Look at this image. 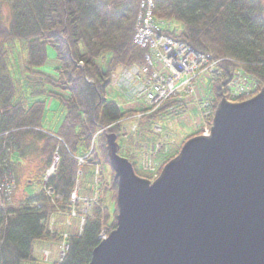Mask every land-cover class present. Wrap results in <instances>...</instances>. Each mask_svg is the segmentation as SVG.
Listing matches in <instances>:
<instances>
[{"label":"trees","instance_id":"16d2710c","mask_svg":"<svg viewBox=\"0 0 264 264\" xmlns=\"http://www.w3.org/2000/svg\"><path fill=\"white\" fill-rule=\"evenodd\" d=\"M3 1L9 10L5 17L0 0V180L19 185L20 158L31 152L38 156L33 161L36 171L26 179L23 190L17 187L10 201L0 198V264H39L33 251L40 240L68 246L64 259L51 264H89L101 231L110 232L117 225V183L105 135L124 136L125 123L137 114H142L136 119L138 132L150 131L157 121L177 114L170 108L184 112L186 105L169 100L158 109L125 110L107 97L118 68L124 71L144 64L147 50L134 40L144 0ZM153 16L161 35L217 61V74L208 76L210 87L205 86L211 93L206 98L203 94L201 103L207 106L204 112L209 110L204 113L209 127L223 98L241 103L264 87L263 0H154ZM48 45L60 62L55 77L36 71L47 62ZM20 52L27 56H21L22 69L15 72ZM199 85L200 81L197 90ZM57 90L69 96H60ZM43 96L58 98L65 108L57 131L42 128ZM198 135L186 138L180 149ZM56 152V174L45 184V171ZM178 154L165 160L159 171ZM80 158L85 162L82 165ZM89 166L93 172H87ZM106 166L109 175L103 170ZM77 184L81 202L74 205L70 199ZM49 189L59 200L53 202ZM106 193L114 202L112 211ZM95 194L96 202L83 215L81 204ZM73 212L77 215L72 216Z\"/></svg>","mask_w":264,"mask_h":264},{"label":"water","instance_id":"95a60500","mask_svg":"<svg viewBox=\"0 0 264 264\" xmlns=\"http://www.w3.org/2000/svg\"><path fill=\"white\" fill-rule=\"evenodd\" d=\"M105 145L117 182V230L89 264H264V87L215 110L209 136L185 143L154 180Z\"/></svg>","mask_w":264,"mask_h":264},{"label":"rangeland","instance_id":"374dc122","mask_svg":"<svg viewBox=\"0 0 264 264\" xmlns=\"http://www.w3.org/2000/svg\"><path fill=\"white\" fill-rule=\"evenodd\" d=\"M1 6H2L3 13L5 14V17H6V14H8V10H9L8 4H6V2L2 0ZM14 56H15V59L17 60L18 55L16 54V52L14 53ZM21 56H22V59H23V56L24 58H26L27 53L20 52V61L18 65L19 67L15 68V72L18 69H22L23 61H21ZM47 56L48 58H47V62L45 63V65L39 68H36V71L55 77L58 74L57 69L60 67V62L57 59L56 50L50 45H48L47 47ZM167 64L171 65L172 69H174V71H177L179 75L181 76L186 75V74H183V73H187L186 68L184 69L185 72L184 71L182 72V67L179 64L175 65V62L174 64H172L170 60H168ZM9 65L11 67L14 66L11 61H9ZM102 65L105 66V63H102ZM190 67L191 66L189 65L188 68L190 69ZM122 73H124V71H123V68L120 67L116 70V73L113 74L112 87L110 86L107 91L108 99L116 102L120 107H122L125 110H139V109L144 108L143 103L141 101L130 99L132 98V95L130 93L133 91V89L131 91L129 88L128 89L123 88L121 83H119V77L117 81V76H120ZM116 74L117 76L114 82V76ZM128 81L129 80H127V82H124V84L127 87H130V83ZM210 83H211V80H209L208 76L202 77L200 80V85H199L200 88L199 90H196V92H198L197 97L195 96L192 99L186 100L185 102L182 101L181 99H178L179 96H174L175 94H173L170 91L172 93V96L169 95L167 97V100H165L161 105H163L169 100H177L181 102L182 105H186L185 106L186 111L183 112V110L180 108H170L171 111L177 114L168 116L164 119L157 121V124H156L157 127L155 128L156 129L162 128V133H157L153 129L149 131L145 128L141 130L143 133L142 136L140 135L139 137L140 132H138V136L137 135L134 136V134L130 131V125L134 123V121H128L125 123L126 134L118 138V144L120 145V155L124 158H127L134 165V169L137 175L139 174L141 177L151 178L152 175L156 173V172H153V168L157 167L159 169V167L162 166L165 160H168L170 157L174 156L176 152L179 153L181 151L180 147L183 141L186 140V138L192 135H195V134L204 133V128L207 127V123H206L205 116L203 114L201 103L203 102L202 100L203 99L202 96H204L203 94H205V98H206L211 93L209 89L205 88V86L210 87ZM119 85L121 87H118ZM172 90L176 91L177 88L172 89ZM62 93H64L63 95L69 96L67 92H62ZM198 94H200V96H198ZM41 98H42L41 100H44L45 102L44 107H43L44 113H43V118L41 122L42 128L44 130L50 129L51 131H56L60 127L57 125L58 121L63 120V118L65 117V108L63 107L61 101L56 97L43 96ZM163 139H165L167 151L162 152V153L156 152L155 161L153 163L152 162L149 163L148 165L149 169L147 171L144 156L146 153H150V147L153 144L158 146L159 143L163 141ZM32 153L33 152H31L30 154ZM58 155L59 154L57 153L56 156ZM29 157H31V155H29L28 158ZM20 159H22L23 161L24 157H21ZM56 164H57V161L55 160L54 164L51 163V165H49V169L53 167L55 168V170H57L56 166L58 165ZM93 168L94 167L89 166L86 168V170L87 172H93ZM103 170L108 175L110 174L108 166L104 167ZM54 175H55V171L51 173L50 176L52 177ZM23 179L24 178L22 177L19 180L18 182L19 185L14 182L16 189L17 187H20V185L24 184L25 181ZM85 182H89L88 177H86ZM84 185L87 187L90 186L88 183H84ZM16 189L14 191H16ZM20 191L18 188L17 193H20ZM28 191L32 192L33 188L29 186ZM52 195H54L53 202L55 199L59 200V196L55 195V191H54V194ZM107 195H108L107 205L112 211L114 209V202L110 200V195L109 194ZM62 227L65 229L64 226ZM45 248L50 249L51 252L53 253L51 262L53 261L54 258L57 257V255L55 254L58 251V247L56 244H53V243L49 244L48 242L43 241V240L37 241L34 245L33 257L39 260L40 262L39 264H44L42 262L41 254H42L43 249ZM64 257L62 259L60 257L59 259H57V261L61 262L64 259Z\"/></svg>","mask_w":264,"mask_h":264},{"label":"built area","instance_id":"2783aa9c","mask_svg":"<svg viewBox=\"0 0 264 264\" xmlns=\"http://www.w3.org/2000/svg\"><path fill=\"white\" fill-rule=\"evenodd\" d=\"M153 8L154 0H144L142 2L136 27L135 43L140 48L147 50L144 64L141 67L124 70V73L117 76V81L119 77V83L123 88H129L131 91L133 89L130 93L132 95L131 100H139L145 107L157 109L167 100L169 95L172 96V93L175 94L174 96H179L178 99L181 100L195 95L200 81L198 79L199 74L202 77L217 74V62L184 43L161 35V30L154 20ZM168 60L172 64L174 62L175 65L179 64L182 67V72H185L184 69L186 68L187 73H183L186 75L181 76L177 71H174L172 66L167 64ZM189 65L191 66L190 69L188 68ZM115 78L116 75L114 76V82ZM127 80H129L130 87L124 84ZM175 88H177L176 91L172 90ZM241 90L243 88L236 91ZM203 106V108L207 107L205 104ZM141 117L142 114L137 116V118ZM135 129L136 127L133 128V130ZM205 134H208V130ZM57 159L56 156L55 160L57 161ZM79 163L83 164L84 159H79ZM51 168L47 171L46 180L51 177V173L56 172L55 168ZM14 189L13 182L11 183L7 179L3 182L0 180V198H6L7 201H10ZM77 190L78 187L72 193V202H76L78 199ZM48 194L52 195L53 191L49 189Z\"/></svg>","mask_w":264,"mask_h":264},{"label":"bare ground","instance_id":"6f19581e","mask_svg":"<svg viewBox=\"0 0 264 264\" xmlns=\"http://www.w3.org/2000/svg\"><path fill=\"white\" fill-rule=\"evenodd\" d=\"M160 30L162 31L161 28H160ZM203 114H204V112H203ZM204 116H206V115L204 114ZM204 116H203V117H204ZM207 126H208V125H207ZM211 126H212V124H211ZM210 129H211V127L208 126V127H207V130H208V134H207V136L210 135ZM115 230H117V225H116V228H114V229L111 230L110 232H108V231H106V230H102L101 233H100L99 236H98L99 242H102V241L107 240V239L110 237V234H111L113 231H115ZM63 238H64V239H67V238H68V234H66V236H63ZM99 244H100V243H99ZM56 245H57V247H58V251L55 253V254L57 255V257L54 258L52 262H51V259H52L53 253L51 252V250L48 249V248L43 249L41 256H42V262H43L44 264H51V263H54V262H56L57 259H59L60 257L65 256V252H66V250L68 249L67 244L64 245V243H62V244H60V245H59V244H56Z\"/></svg>","mask_w":264,"mask_h":264},{"label":"crops","instance_id":"0c3cea01","mask_svg":"<svg viewBox=\"0 0 264 264\" xmlns=\"http://www.w3.org/2000/svg\"><path fill=\"white\" fill-rule=\"evenodd\" d=\"M55 93H57L58 95H60V96H63V97H68V95H63L64 93H62V92H60V91H54ZM47 97H49V96H47ZM64 119V118H63ZM62 121L63 120H61V121H58V123H57V125L58 126H60L61 125V123H62ZM47 130H50V129H47ZM51 131V130H50ZM57 131V130H56ZM31 155V157H27V158H25L23 161H22V163H23V166L21 167V168H19L18 169V176L20 177V179L23 177L24 179V181H26V179L28 178V177H30V175L32 174V173H34L35 171H36V169H35V166L33 165V161H34V159H36L37 158V156H38V153H35L34 155L33 154H30ZM41 165H42V163H41ZM23 186V184L22 185H20V189L21 190H23L22 187Z\"/></svg>","mask_w":264,"mask_h":264}]
</instances>
